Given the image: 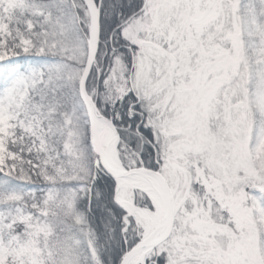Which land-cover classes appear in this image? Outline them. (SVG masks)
<instances>
[{
  "label": "snow or ice",
  "instance_id": "6c2138e0",
  "mask_svg": "<svg viewBox=\"0 0 264 264\" xmlns=\"http://www.w3.org/2000/svg\"><path fill=\"white\" fill-rule=\"evenodd\" d=\"M0 264H264V0H0Z\"/></svg>",
  "mask_w": 264,
  "mask_h": 264
}]
</instances>
